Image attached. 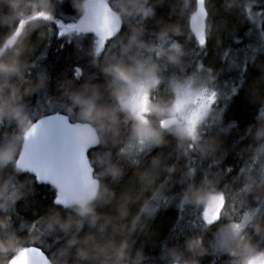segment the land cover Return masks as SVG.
I'll list each match as a JSON object with an SVG mask.
<instances>
[{
  "label": "trees",
  "instance_id": "obj_1",
  "mask_svg": "<svg viewBox=\"0 0 264 264\" xmlns=\"http://www.w3.org/2000/svg\"><path fill=\"white\" fill-rule=\"evenodd\" d=\"M84 1L51 0L53 18L49 19L48 16L40 17L41 13L45 14L43 9L49 5V0H29L26 8H16L7 0H0V59L12 58L13 50L9 46L19 38L16 48L21 51L20 59L26 62V67L24 80L15 82L22 89H33V94L24 100V113L29 115V122L50 112H61L73 121L79 120L76 112L69 111L67 104L59 102L64 99L61 86L68 81L75 88L85 83L98 85L102 93L99 102L115 106L116 101L110 95V78L93 63L92 52L95 51L101 65L111 62L113 56L122 58L126 64L132 63L130 56L146 59L149 53L139 46H133L128 55L121 57V49L128 44L133 28L142 29L140 39L149 45L160 43L158 33L164 24L179 25L184 33L163 42L165 49L177 41L181 44L184 55L179 66L171 65L163 58L156 59L153 54L161 68L160 76H164L159 85V99L153 91L155 100H170L173 88L189 77L193 85L197 87L200 81L213 96L207 119L200 126V140L191 142V147L190 142L166 135L168 143L161 148L149 146L133 151L129 131L125 129L123 146L127 148V156L120 155L119 147L111 143L89 150L88 157L97 179L113 189L117 196L126 191L131 197L129 208L133 217L129 223L135 218L138 224L130 237L134 243L129 251V264H135L137 259L140 264H170L168 252L173 248L182 253L183 259L195 258L199 264H232L238 257L225 253L220 247V239H227L235 248V241L223 229L240 220L246 225L244 234L247 238L259 250H264V233L257 235L252 226L264 227V198L256 199L260 195L256 190L247 191L249 186L255 189L256 185L264 183V141L255 138L257 130L264 127V115L261 114L264 108V0H205L207 25L203 46L198 45L187 25L195 0H164L163 4L158 0H143L146 7L155 9V14L123 17L120 31L99 53L94 34L63 31L65 24L76 22L82 15ZM106 1L118 14L126 2ZM22 22L25 25L21 33L12 38ZM23 32L28 35L22 36ZM76 67L82 69L79 78L75 76ZM165 86L168 89L163 92ZM16 128L15 121L0 120V147L7 144ZM213 137L223 142L221 151L216 155L202 152L200 145L207 144ZM157 155L162 166L155 183L140 180L136 175V161L146 166ZM100 157L119 165L124 176L119 181L101 176ZM164 166H175L177 171L170 174L163 170ZM9 169H3L6 173L1 175L0 183L16 181L24 195L14 206L9 204L0 209V218L8 220V228L0 229V239L15 236L21 248L30 244L41 247L53 264H74L75 249L67 247L69 237L59 231H48L41 220L54 207V188L36 183L32 176L22 171L15 178ZM206 178L213 182L211 186L204 184ZM190 185L223 191L224 200L229 202L234 198V211L231 213L227 207L218 222L206 224L201 217L203 206L191 198ZM157 188L160 189L158 193ZM9 190H12L10 186ZM145 202L157 210L153 218L142 214L136 216ZM55 207L64 217L70 213V209ZM97 210L115 215L111 205L97 206ZM42 231L40 236L44 240L37 235ZM89 231L95 230L85 223L78 235L84 236ZM191 237L202 239L207 249L205 255L193 257L186 250L185 241ZM34 238L43 243H29ZM138 253L142 256L138 257Z\"/></svg>",
  "mask_w": 264,
  "mask_h": 264
},
{
  "label": "clouds",
  "instance_id": "obj_2",
  "mask_svg": "<svg viewBox=\"0 0 264 264\" xmlns=\"http://www.w3.org/2000/svg\"><path fill=\"white\" fill-rule=\"evenodd\" d=\"M7 2L16 8L28 6L29 0H7ZM160 4L164 0H158ZM49 5H46L43 11L49 17L53 18V11ZM75 7V5H74ZM78 11L80 9H77ZM155 14V9L146 7L143 0H126L119 14H115L117 19L122 21L123 17L143 16L150 17ZM160 23V22H158ZM34 30V29H33ZM92 31V29H88ZM179 25L164 24L158 33L157 44H145L141 39L142 29L133 28L129 37L128 44L121 49V57L128 55L133 46L145 48L149 53L146 59H137L130 56L131 64H126L122 58L113 56L111 62L103 65L99 64V58L93 50V63L100 67L101 72L110 78L109 88L110 95L116 101L115 106L100 103L102 93L98 85L85 83L79 88H75L71 81L62 85L61 104H67L69 111H74L79 116L76 132L83 131L85 135L82 142L87 146L107 145L111 143L113 146L119 147V154L127 156V148L123 146V137L125 129H128V139L138 142L145 147L161 148L168 141L166 135L173 136L182 142L198 143L200 140V126L207 119L208 113H202L199 121L193 131L192 123L188 115L192 98L200 95L204 90L202 88L193 87L191 77L187 78L179 85V95H177L171 103L157 101L153 98V91L161 84L160 65L156 59H165L167 63L175 66L181 64L184 55L181 44L177 41L171 43L168 49H165L163 42L172 37L183 35ZM27 32H23L22 36H27ZM19 42V38L17 40ZM13 42L9 47L13 50V56L10 59H0V120L15 121L17 127L23 131H27L31 127L24 113V100L26 96L33 94L31 87L21 88L15 81L24 80V69L26 62L21 61V51L16 48ZM153 54L156 59L153 58ZM2 55V53H0ZM178 102H182L183 108H177ZM210 112V109L208 110ZM264 115V108H262ZM235 123V122H234ZM255 138L258 141H264V127L257 130ZM35 141L30 140L28 145L34 146ZM28 145L22 147L27 148ZM223 142L217 137H213L207 144L200 145V150L204 153L216 155L222 149ZM186 154V153H185ZM110 156V153H105ZM17 152L13 147H0V169L7 168L12 165L17 174L22 169L15 165ZM98 163L102 166L101 176L111 177L113 181H119L124 176V170L117 164L112 163L110 159L103 157L98 158ZM136 175L142 181L149 184L155 183V177L161 169L162 160L159 155L154 156L146 166H141V162L136 161ZM163 170L168 173L177 171L175 166H164ZM93 183L89 189L71 199L67 204L63 205L65 209H70V213L64 217L58 208L54 207L50 210L47 217H42L48 231H59L67 239V247L75 249L74 264H129V251L133 245L130 239L131 235L136 232L138 221L133 217L129 208L131 200L128 192H123L119 196L117 193L103 184L100 180H92ZM212 181H204L205 185H212ZM159 188L156 192H159ZM254 190L260 195L256 199L264 198V183L255 186H249V193ZM191 198L198 204L207 208L209 201L213 198L224 199L223 191L214 187L208 190L203 188L189 186ZM23 193L19 190H9V183L5 180L0 183V209H4L6 205L14 206L23 198ZM113 206L115 215L101 213L97 210V206ZM228 207V201L224 200V207L221 208V214H224L225 208ZM156 209L149 202L140 205L136 216L144 215L153 218ZM221 217H218L217 221ZM250 222V221H249ZM85 223L89 231L84 236L78 234L84 228ZM253 228L257 235L264 233V227L259 224H253ZM246 225L228 224L223 231L229 233L235 241L236 247L229 245L227 239H220L221 249L234 259L232 264H264V250H259L244 234ZM8 228L7 218H0V229ZM109 229L111 231L109 232ZM120 239L117 240L116 237ZM185 247L193 257L203 256L207 253L203 241L199 237H191L185 241ZM168 255L171 257L170 264H199L195 258L187 260L183 259L182 253L177 249H170ZM142 253H138V257ZM0 264H29L27 253L18 244V238L10 236L7 239H0ZM135 264H140L137 259Z\"/></svg>",
  "mask_w": 264,
  "mask_h": 264
},
{
  "label": "snow or ice",
  "instance_id": "obj_3",
  "mask_svg": "<svg viewBox=\"0 0 264 264\" xmlns=\"http://www.w3.org/2000/svg\"><path fill=\"white\" fill-rule=\"evenodd\" d=\"M109 23L110 27L102 24L96 26L101 32L98 53L119 30V25L115 20ZM200 43L205 44L206 41L201 39ZM81 74L82 69L76 67L75 76L79 78ZM181 106L182 102H178L177 108H181ZM204 106L202 105V107ZM47 120L48 126L44 121H37L31 132L25 133L26 139L31 137L35 144L27 156L24 153L20 154L17 167L22 166L26 171L35 173L37 182L49 180L56 182L62 192L61 195L56 196L54 203L58 206L65 205L70 201L73 187H79L85 191L89 189L93 183L89 179L92 169L89 167L85 155L86 147L75 143L72 138L71 125L67 118L62 114H51ZM35 264H40V260H36Z\"/></svg>",
  "mask_w": 264,
  "mask_h": 264
},
{
  "label": "water",
  "instance_id": "obj_4",
  "mask_svg": "<svg viewBox=\"0 0 264 264\" xmlns=\"http://www.w3.org/2000/svg\"><path fill=\"white\" fill-rule=\"evenodd\" d=\"M115 14H117V13L114 10H112L104 0H89L86 3L84 13H83V15L79 21V27L81 29L87 31V32L101 36V32L98 31V29L96 27L97 24H102V25H105L106 27H110L109 22L112 20H115L116 23L119 25V28H120V19H117ZM206 19H207V10L205 8L204 0H196L195 10L192 12V14L188 18V28L200 46L204 45V44L200 43L201 39L206 41V37H205ZM88 29H92V31H89ZM118 31L112 37L116 36ZM51 114H62L70 122L71 133H72V138H73L74 142L77 144H80V145H84L86 147L85 155H86L87 160H88V165L92 169L91 173L89 174V179L90 180H94V179L98 180L94 176V168L92 167V165L89 161V158H88V151L90 149L97 147V146L93 145V146L89 147L86 145V143L82 142V138L85 135V133L83 131H81L79 133L76 132V127H77L78 121H71L66 114L61 113V112L48 113V114H45V115L37 118L36 120H34L31 123V127L28 128V130L26 132H31L34 124L37 121H44L45 125L48 126L47 117ZM79 122L80 123H86V122H81V121H79ZM30 140H33V139L31 137L26 139L25 134H24V137H23L21 144H20L19 152L17 154V162H18V158H19L21 153H24L25 156H27L28 153L31 152L33 145H28V142ZM23 145H28V147L24 148V147H22ZM20 168L22 169L23 172L33 176L37 182V178L35 176V173L26 171L22 166ZM37 183L49 185L55 189V195L53 198V202H54L56 196L61 195L62 189H61V187L57 186L56 182L49 180L47 182H37ZM84 192H86V191L81 190L79 187H73L71 189V193H70V200L75 198L76 196L84 193ZM59 206L64 208L63 205H59ZM222 207H223V199H221V198H213L211 201H209L207 208H205V210H204L205 222L207 224L214 223V221H216L218 219L219 213H220ZM23 250L26 251V253H27V258H28L29 264H35L36 260H40V264H53L52 261L49 259L48 255L44 251H42L39 247L28 246V247L24 248Z\"/></svg>",
  "mask_w": 264,
  "mask_h": 264
},
{
  "label": "rangeland",
  "instance_id": "obj_5",
  "mask_svg": "<svg viewBox=\"0 0 264 264\" xmlns=\"http://www.w3.org/2000/svg\"><path fill=\"white\" fill-rule=\"evenodd\" d=\"M87 1H88V0H85V1H84V6H85V3H86ZM40 17H44V18H46L47 15L41 13ZM24 25H25L24 22L20 24V26L17 28V30H16V32H15V34L13 35L12 38L17 37V36L21 33L22 28L24 27ZM70 25H71V27H69ZM63 31H66V32H74V33H80V32H83L81 29H79L78 21H76V22H74V23H68V24H65V26H63ZM99 45H100V36H97L96 39H95V46H96V47H99ZM161 79H164V76H163V75H161ZM197 83H198V84H197V88H202L204 91H203L200 95H198V96L192 98L191 108H190V111H189L188 115H189V117H190V122L192 123V126H193V131H195V126H196L197 122L199 121V118H200L201 114H202V113H205V112L208 113V110H209V108H210V105H211L212 102H213V96H212V95L206 90V88H204V87L202 86V84H200V83H201L200 81L197 82ZM168 84H169V82H168ZM199 84H200V85H199ZM193 87H196V86L193 85ZM166 89H168V88H166V86H165L164 89H163V92H164ZM173 90H174L173 97H172L170 100L166 101L165 103H169V104H170L171 101H172L177 95H179V85L175 86V87L173 88ZM154 94H155V97H156L157 99H159V85H158L157 88L155 89ZM202 105H205V106L202 107ZM181 108H183V104H182ZM194 114H195V115H194ZM26 116L29 117L28 114H27ZM17 130H18V131H17ZM23 133H24V131H23L22 129H20V128L17 127V128H16V132L13 133V135H12L11 138L7 141V144H6L5 146L13 147V148L15 149V148L18 146V143H19L20 139L22 138ZM9 137H10V136H9ZM130 141H131L130 147H131V150H132V148L134 149L133 151H135V150H139V149H143V148H147V147H145L144 145L139 144L138 142H135V141H132V140H130ZM5 146H4V147H5ZM15 165H17L16 161H15ZM7 168H10L9 171H10V173H12V174L15 175V178H16V176L19 177V175L16 173V171L14 170V167H13L12 165L8 166ZM7 168H6V169H7ZM4 173H6V172H4L3 169H0V178H1V175H3ZM15 183H16V181H15ZM15 183H14V182H13V183H9V186H10V188L12 189L11 191L19 190V187H18ZM11 191H10V192H11ZM233 199H234V198H232V199L229 200V202H228V207H230V209H229L230 212H231V211H234V207H233V205L235 204V201H234ZM204 209H205V207H203L202 210H201V217H203ZM226 212H227V211H226ZM227 213H229V212H227ZM231 213H232V212H231ZM240 219H243V218L240 217ZM240 223H244V222H243L242 220H240V221L237 222L236 224H240ZM34 227H35V226L33 225L32 228H34ZM43 231H44V230H43ZM43 231L37 233V235L39 234L38 236H39L40 238H42V239H43V237L40 236V234H41V233H44ZM41 235H42V234H41ZM43 240H44V239H43ZM43 240H38V239L34 238V239L31 240V242H29V243H32V242H34V243H43Z\"/></svg>",
  "mask_w": 264,
  "mask_h": 264
},
{
  "label": "bare ground",
  "instance_id": "obj_6",
  "mask_svg": "<svg viewBox=\"0 0 264 264\" xmlns=\"http://www.w3.org/2000/svg\"><path fill=\"white\" fill-rule=\"evenodd\" d=\"M205 37H206V30H205ZM197 42V41H196ZM198 43V42H197ZM199 45V44H198ZM200 46V45H199ZM19 149H20V146H19ZM18 152H19V150H18Z\"/></svg>",
  "mask_w": 264,
  "mask_h": 264
}]
</instances>
